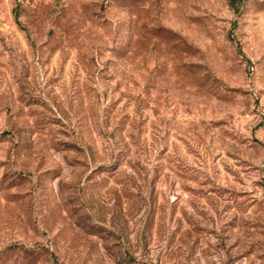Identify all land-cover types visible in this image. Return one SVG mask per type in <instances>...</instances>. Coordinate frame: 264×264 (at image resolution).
Masks as SVG:
<instances>
[{"label": "rangeland", "instance_id": "1", "mask_svg": "<svg viewBox=\"0 0 264 264\" xmlns=\"http://www.w3.org/2000/svg\"><path fill=\"white\" fill-rule=\"evenodd\" d=\"M0 264H264V0H0Z\"/></svg>", "mask_w": 264, "mask_h": 264}]
</instances>
